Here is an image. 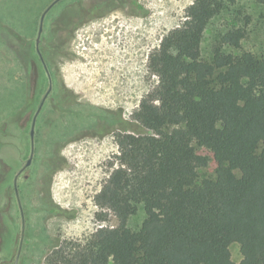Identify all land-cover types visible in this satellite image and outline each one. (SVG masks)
Returning <instances> with one entry per match:
<instances>
[{
    "label": "trees",
    "instance_id": "obj_1",
    "mask_svg": "<svg viewBox=\"0 0 264 264\" xmlns=\"http://www.w3.org/2000/svg\"><path fill=\"white\" fill-rule=\"evenodd\" d=\"M234 3L193 0L185 8L182 23L148 56L157 83L130 119L87 105L94 111L84 114L90 126L104 122L117 147L115 167L93 199L104 214L99 220L110 212L117 225L100 226L84 242L54 240L44 248L43 262L34 264H264V57L224 52L239 49L245 36L235 25L212 43L210 62L200 55L207 24ZM124 6L139 8L137 0H104L90 6L95 11H68L61 27L53 29V20L38 47L50 76H58L57 32ZM61 91L68 96L63 103L75 105ZM63 103L57 104L61 117L81 114L64 112ZM59 151L60 144L45 161L47 186L37 208L45 205L49 214L70 220L73 212L56 205L50 192ZM211 160L214 177L198 180L197 171ZM138 204L145 217L133 230L127 221ZM231 244L238 245V263L231 260Z\"/></svg>",
    "mask_w": 264,
    "mask_h": 264
},
{
    "label": "rangeland",
    "instance_id": "obj_2",
    "mask_svg": "<svg viewBox=\"0 0 264 264\" xmlns=\"http://www.w3.org/2000/svg\"><path fill=\"white\" fill-rule=\"evenodd\" d=\"M103 1L0 0V40L11 41L19 56L17 58L12 50L0 45V123L6 117H16L17 121L15 125L8 121L9 134L6 130L0 134V159L5 162L4 165L0 163V206L10 202L8 212L0 216V263L13 262L20 240L24 246L21 256H26L20 263L34 264L41 257L43 262L44 248L55 239L84 242L100 226L117 225L110 212L100 221L99 216L104 214L93 201L115 167L117 147L112 133L98 136L97 133L106 127L104 122L90 126L92 120L84 114L94 111H89L87 105L118 111L123 118L130 119L142 97L157 83L147 67L149 54L158 48L163 36L182 23L184 10L193 0H137V10L124 6L91 18L74 30L57 32L55 41L62 46L55 62L58 76L52 78L36 51L46 39L52 21L53 29L61 27L69 21L68 11L72 16L78 15V10L95 11L90 6ZM77 2H80L79 9ZM246 18H249L247 23ZM233 25L243 26L245 36L239 49L225 48L224 52H250L264 57V4L235 0L207 24L200 45L204 61H211L212 43ZM40 28L42 31L38 35ZM67 76L71 77L73 88L65 83ZM61 90L75 105L63 103L68 96ZM61 103L60 109L64 112L81 114L61 117L57 114V104ZM18 109L21 110L17 113ZM30 124H34L36 153L17 180V192L39 204L38 181L45 183L47 173L41 175L36 171L46 169L42 162H48L53 149L60 144L61 164L52 176L50 192L53 202L73 212L74 218L52 216L45 205L38 211L36 203L31 210L24 200L27 203V234L21 239L22 224L12 187L14 176L28 159ZM36 137L40 139L38 144ZM214 168L211 160L207 167L197 171L198 180L213 178ZM26 185L29 189L24 188ZM144 217L143 205H136V212L128 219L127 226L138 229ZM229 252L233 262H240L237 244H231Z\"/></svg>",
    "mask_w": 264,
    "mask_h": 264
},
{
    "label": "flooded vegetation",
    "instance_id": "obj_3",
    "mask_svg": "<svg viewBox=\"0 0 264 264\" xmlns=\"http://www.w3.org/2000/svg\"><path fill=\"white\" fill-rule=\"evenodd\" d=\"M78 9H79V6H78ZM78 11L80 13V10H78ZM94 17H95L94 15L86 16L80 23L77 24V26L80 25L81 23H84L85 21H87V20H89L91 18H94ZM77 26L76 27L72 26L71 28H73V30H74V29L77 28ZM7 32H8V35H11L10 30H8ZM3 46H5L6 48H8L9 50H12L13 52H15V50H16L15 49V45H13L11 41H9V42L8 41H4V45ZM36 51L38 53V48H36ZM1 53L3 54V52H1ZM38 56H39V54H38ZM39 58H40V56H39ZM24 107H26V103L22 107V109ZM20 110L21 109H18L17 113ZM5 119L6 120H4V121H2L0 123V134L3 133L6 130L8 121L9 122H13V123L14 122H17L16 121V117H14L13 119H10V117H6ZM33 126H34V124H32V126L30 124L29 133H28V142H29L28 143V150H29L28 151V159L26 160V162L24 164V167H22V169L19 170V172L17 173V175L14 176V178H13V187H12L13 188V191H14V195L17 197V206H18V210H19V214H20V219H21V224H22V228H23V230H22V232L20 234V236H21L22 239H24L26 237V234H27V232H25V228L27 227V207H26L27 206V203H29V206H30L31 210L33 209L32 208V205L34 203L37 204V202H34L33 203L32 201L27 200L26 199V196H23V197L19 196V193L17 192V188H18L17 187V180L19 179L20 175L25 171V169H27V167L30 165L31 160L35 156V153H36V149H35V146H34V141L35 140H34V130H33ZM104 132H105V129L102 130V131H100V132H98L97 134H98V136H102L104 134ZM105 134H107V132H105ZM5 135L6 134H3V136H5ZM42 164L44 166L45 162H42ZM36 172L41 173V175L43 173V171H41V170L40 171H36ZM47 180H48V178L45 180V183H44L43 180H40L39 179L38 184H39V189L40 190H41V187L42 188H46V186H47ZM29 187L30 186L26 185L24 188L29 189ZM24 200L27 201V203ZM37 201H38V203H40L41 199L38 198ZM9 203L10 202L8 201L7 205L0 206V216L1 217H2V215L4 213L8 212V210L10 209V204ZM37 206H38V204H37ZM37 206H36V208H37ZM52 216H56V215H52ZM56 217H60V216H56ZM55 240H57V239H55ZM22 243H23V240L19 244L18 250L15 253L14 260H13L12 263L10 261H6V262H1L0 264H22V263H20V259L23 258V260H26V256L25 255H24V257L21 256V252L24 250V246L22 245Z\"/></svg>",
    "mask_w": 264,
    "mask_h": 264
},
{
    "label": "crops",
    "instance_id": "obj_4",
    "mask_svg": "<svg viewBox=\"0 0 264 264\" xmlns=\"http://www.w3.org/2000/svg\"><path fill=\"white\" fill-rule=\"evenodd\" d=\"M14 124V123H13ZM15 125V124H14ZM6 133H8L9 134V130L8 129H6ZM29 143V142H28ZM0 163L2 164V165H4L5 164V162L4 161H2L1 159H0ZM12 165H14V164H12ZM14 167H16L15 165H14ZM22 230H23V228H22ZM2 232H4V231H2ZM0 235H1V231H0ZM22 239V238H21ZM21 241L22 240H20V243H21Z\"/></svg>",
    "mask_w": 264,
    "mask_h": 264
},
{
    "label": "bare ground",
    "instance_id": "obj_5",
    "mask_svg": "<svg viewBox=\"0 0 264 264\" xmlns=\"http://www.w3.org/2000/svg\"><path fill=\"white\" fill-rule=\"evenodd\" d=\"M71 77L70 76H67L66 78H65V83L66 84H68V85H70L71 84ZM71 86V85H70ZM72 87V86H71ZM73 88V87H72Z\"/></svg>",
    "mask_w": 264,
    "mask_h": 264
},
{
    "label": "water",
    "instance_id": "obj_6",
    "mask_svg": "<svg viewBox=\"0 0 264 264\" xmlns=\"http://www.w3.org/2000/svg\"><path fill=\"white\" fill-rule=\"evenodd\" d=\"M41 31H42V28L39 29V32L37 34L40 35L41 34Z\"/></svg>",
    "mask_w": 264,
    "mask_h": 264
}]
</instances>
